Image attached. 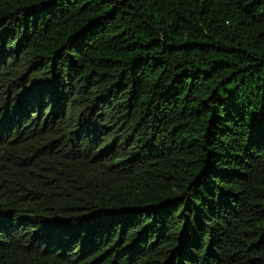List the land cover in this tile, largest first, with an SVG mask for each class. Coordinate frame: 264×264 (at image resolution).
<instances>
[{
    "label": "trees",
    "instance_id": "1",
    "mask_svg": "<svg viewBox=\"0 0 264 264\" xmlns=\"http://www.w3.org/2000/svg\"><path fill=\"white\" fill-rule=\"evenodd\" d=\"M0 264H264V0H0Z\"/></svg>",
    "mask_w": 264,
    "mask_h": 264
}]
</instances>
